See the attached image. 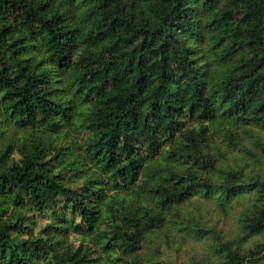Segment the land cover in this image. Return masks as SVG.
<instances>
[{
  "label": "trees",
  "instance_id": "1",
  "mask_svg": "<svg viewBox=\"0 0 264 264\" xmlns=\"http://www.w3.org/2000/svg\"><path fill=\"white\" fill-rule=\"evenodd\" d=\"M254 130L264 0H0V264H162L172 223L193 264H264ZM195 200L234 230L176 220Z\"/></svg>",
  "mask_w": 264,
  "mask_h": 264
},
{
  "label": "rangeland",
  "instance_id": "2",
  "mask_svg": "<svg viewBox=\"0 0 264 264\" xmlns=\"http://www.w3.org/2000/svg\"><path fill=\"white\" fill-rule=\"evenodd\" d=\"M255 134H259L264 141V132L258 130L253 131ZM221 149L228 155V161L231 165L241 167L243 164L242 153H237L228 147L225 138L223 136H217ZM248 141V140H247ZM246 141V142H247ZM252 143V140H249ZM248 144V142L246 143ZM251 146V144H249ZM254 151L257 148L251 146ZM236 151H240V148H235ZM240 206L237 205L233 210H229L228 213L222 211L216 204V202L204 203L202 200H195L186 204V207H181L180 217L176 220H188V218H195V222L203 227L210 228L211 226L219 229L226 228L227 230H234V225L237 224V214ZM191 216V217H189ZM47 222L44 219H40V223L37 225L43 226ZM180 222L181 221H177ZM176 222V223H177ZM155 245L162 246L161 262L162 264H193L196 260L201 259L208 251L209 240L206 237L203 239H197L195 233L189 230L178 231L174 227V223L168 225L164 232H158L152 235ZM100 253H95V256H99Z\"/></svg>",
  "mask_w": 264,
  "mask_h": 264
}]
</instances>
